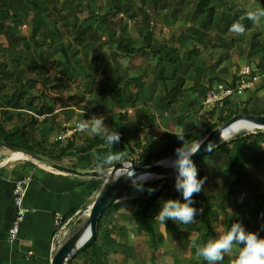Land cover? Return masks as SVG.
<instances>
[{"label": "crops", "instance_id": "obj_1", "mask_svg": "<svg viewBox=\"0 0 264 264\" xmlns=\"http://www.w3.org/2000/svg\"><path fill=\"white\" fill-rule=\"evenodd\" d=\"M155 1L156 0H153L151 1V3L152 2L154 3ZM180 1L181 0H173V2H168V1L163 2L165 8L164 11L168 10V8L171 6L170 8H172L173 14H176L177 16L174 17V19H176V23L174 24V26H170L169 29L165 30L167 35L165 36V39H162L164 40L162 43L163 48H160L159 46H155L156 44L154 41V39L158 41V34L161 33V30H159V33L157 32L158 33L157 34L156 33L157 29L152 30L151 28L152 25H149L150 24L149 20L144 21V19L146 18L143 17L142 15L143 10L141 9V7L139 8L137 6L138 3L139 4L142 3L139 2L138 0H135V3L133 1L135 8H132L130 11L129 10L124 11L125 13L124 15L121 13L117 14L113 12L106 13L103 10V13L91 14V13L80 12L81 14L80 16L77 13L76 15L69 17L66 14L63 15V13L58 10V7H56V4H54L55 1L53 2V0H11V5L12 8H14V11L13 14L11 15L12 17L9 16V18L6 19L5 17L8 15L6 11L10 7L6 6L5 9H2L0 7V17H1L0 30H2V32L4 31L5 34H11L14 37L16 36V38L20 39L19 49L15 50L16 51L15 59H13L12 62L10 61L8 62L6 60V64L10 65L9 68L7 69L3 67L0 68V82L3 84L2 89H4L5 87L4 83L2 82L4 79L11 84L13 89L11 93L9 92V89L7 93H5L7 89L5 92H3L2 90L0 91V99H1L0 127L4 131L10 129L11 125H9L8 123L5 124V126L1 125L2 118L4 119L5 117H11V114L13 112H15L16 115L14 113L13 115L14 117H16L17 113L23 111V112H28V115L31 116L30 121L31 118H33L34 120L35 119L38 121L44 120L46 124L48 123L49 125L46 126L44 131L46 130L47 132H49L51 130L50 127L51 125L49 123L51 117L54 118V120L55 119L57 121L60 120L59 125L57 124L60 127L63 121L72 122L76 120L83 121V118L91 119L87 116V112L89 111L95 113L96 117H101V116L104 118L109 117L108 118L109 130L111 128L110 127L111 120L113 121L118 120L120 123L136 126L137 128L136 133L133 134L132 136H128V137L126 136L127 137L126 143L120 141L118 144H115L113 146V149L111 150L113 152L124 151L125 153L124 160L129 158L133 159V152L135 153L136 151L139 152L141 149L144 148V146H148V145L150 147L149 150L151 156L159 155L160 157H163L162 159H164L169 156L175 155L174 150L177 147H173L171 149L169 148V144L171 142L178 141L177 137L172 134L173 132H177V131L182 132L185 134L186 137L193 130L202 131L206 126L204 128L200 126V128L202 129H197L199 127H196L189 131H183L181 127L183 128L184 124L181 123V120L184 118V116L181 119L180 118L177 119L173 117L169 118V115L172 113V111H173V115L179 114L178 117L182 114L184 115L186 114V111L181 113H176V104H174L173 102L176 100L175 97L177 93L172 97V102L169 104V106L167 105L166 99L164 98V93L162 96L157 95L156 105L166 110V111H161L159 115H157L158 113L152 110L150 112H146L144 108H140V107L137 108L138 105L136 106V108L134 107L131 112H129L127 108L124 109L121 108L123 106L122 100H124L122 96L126 93L127 95L130 96L128 98L129 100H131L133 96L130 93V91L128 92L123 91L121 94L120 90L118 89L119 86H115L118 76L123 73L122 66H120L117 61L118 60L117 57L119 56L118 53L121 52L122 55L128 54L127 53L128 47L139 48L140 45L143 46L142 45L143 37H141L140 35L142 32L144 34V32L149 31L151 33V38H152L150 42L152 50L153 51L158 50L160 52L157 57L158 58L160 57L161 61H163L162 66L166 65L165 70L166 68H169L172 74L174 71L177 72L176 70L179 66H181V61H182L180 59L179 54H176L177 49L175 50L173 49L174 43H176L177 40L179 42L180 39H182L183 35H186L183 34L182 32L183 29L186 30L187 34L190 33L189 30H192V33L188 34V37L191 40L192 38L194 39L196 38L197 41H199L198 44L202 42L203 45L200 47H196L195 43L193 42L192 45H190L191 49L189 51L186 49L188 53L187 58L189 59V57H192L191 52H193L192 53L194 55L193 57H195L194 53H197L199 50L206 48V50L209 49L207 50L208 52L210 50H211L210 52H217L215 57L219 59V65H215L214 67H212L214 65L213 64L214 59L204 60L206 65L209 66L207 68H209V71H211L205 82L191 81L186 87H184V83H183L184 91L182 93L185 94V97L187 96V99L197 98L196 101L198 102V104H200L203 98V96H201L200 93H198V89H199L198 87H204L206 90H208L211 86L215 88L230 86L229 84L231 83V80L233 82H236L241 78L247 80L249 77H247L244 74H240V72L245 66L249 67L252 70L251 73L263 72L258 70L257 63L259 61L255 62V64H253V62L249 63L245 61L246 63L242 62L241 65H239L236 64L238 62L237 60L238 57L235 54H233L234 49H236L235 42H241L242 37H244V39L251 38L252 36H249L250 33H248V31H251L253 29H256L258 31L261 30L263 25L261 20L258 23H254L253 21H251L252 29H246L243 35L238 36L230 32L229 28L233 24L236 23L241 24L240 20L244 14L243 13L241 14V12H239L241 10L238 9L237 11L239 13L235 17L231 16L232 15L231 10L235 8H233L234 6L230 8L229 6H231V4H227V8H226L227 14L222 19L223 22H225L224 24L227 25L228 29L224 31L221 35L217 34L214 39H208L207 37L211 35L208 32V26H209L208 24L210 23L209 15L212 12L208 14V16H206V14L202 12L207 4H203V7L200 8L199 11L195 9V6L197 5L198 7L202 5L201 3L195 4V2H189V4L185 5V6H189L192 4L193 6V9L190 12V14L186 16L185 21L191 20L192 22H194L193 25L194 27H191L190 29L189 28L186 29L183 23L184 18L183 19L178 18V16H180L181 13L183 12V9H185L184 6L180 8L179 6V4L181 3ZM175 3H177V5ZM33 4H35L36 8L33 6ZM108 4L105 5V8L108 7ZM25 6H27L28 8H26ZM134 10H135V14L133 13ZM47 12L49 13L51 12V14H47ZM50 15H52V19H51V23L49 24L48 18ZM95 15H99V16H95ZM75 18L78 19L76 20ZM122 19L127 20L126 22L127 29L124 28L125 21H123L122 23ZM119 20H121L122 25L117 27V22ZM195 22L197 23L195 24ZM42 23H43V28L41 27ZM62 27H64L66 31L68 30L70 36L67 35L66 31H65L66 35L63 34ZM135 27L137 28V30H135ZM131 29L132 31L136 32V36L128 38V41H125V39L123 38L124 36L123 32L124 30L129 31ZM262 29L264 30V25ZM204 32H206L207 37L202 35V33ZM254 32L255 34H257V31ZM79 34L80 37H82L81 41L78 39ZM260 34L261 33H259V35ZM64 36H66L67 38L65 39ZM54 37H56L57 39H54ZM133 38H135V40H138V42H136L138 44L136 46L133 45L132 43L131 45L129 44L130 46L127 45L129 41L132 40ZM34 39L37 41V44H34L33 41ZM16 41L17 39H15V42L13 41L14 44L16 43ZM83 42L88 43V46L84 53L81 46ZM102 42L104 43L102 44ZM254 43L256 44V47L254 49L257 52L258 51L257 48L258 47L260 48L262 46V41L255 40ZM112 44H115L114 47L115 51L114 50L111 51L108 54V56L105 57V53H101V52L96 53L99 52L98 48H100V50L104 52V50H108V47H111ZM251 44L253 45V43L250 42L247 43L248 54L252 52ZM47 45H50L51 47L54 46L56 47V49H59L61 51L60 53L61 62L57 58L56 61L58 62L56 63V66L57 68H63V69L65 68L62 77L68 84L74 78V76L73 77L71 76L74 72L69 73L68 75L67 74L68 70L66 69H69L71 66H75V63L76 62L78 63V61L76 60H81L78 63L79 65L82 64L83 66L85 64L84 66H86L88 64L90 67L94 68V72L99 73V78L91 87L93 91L92 95L97 97L96 102H94L92 106H90L93 107L92 109L93 111L84 109L87 108V106H89L87 105V103H86V107L84 106L80 108L77 107L78 102L77 103L75 102L76 103L75 105L59 107V108L58 107L51 108L49 104L46 105L45 102H43L42 96H45L44 98L46 99H47L46 96H49V98L52 99V95L45 94L46 92L45 90L43 91V89L47 85H44L43 82L41 81H39L40 82L39 84H41L42 96L41 94L36 92L35 88L39 86L37 80L38 78L40 80V79H46L47 76L49 78H52L53 76V73L50 74V72H48L47 70L49 66L48 62L51 59L50 57H48V53L46 55L44 54ZM96 45L98 48L96 47ZM118 45H120L121 48L117 49ZM26 46H28L27 50L24 49ZM66 46H71L72 48H75L76 53L70 52L73 49L71 50L69 49L70 51H67ZM93 48H97V50L94 51ZM171 49L174 51H171ZM23 50L25 53V55L23 56L25 57L21 56ZM240 50H242V48ZM262 51L263 50H260L259 52L263 54ZM89 52H92V54ZM146 53H148V55H150L152 59L154 58L151 56L149 52ZM79 56H81L82 59L81 58L78 59ZM112 56L113 59H111ZM188 59L185 60L184 62H187ZM195 59L196 58H194V60ZM226 59L228 60V63H225ZM153 60H155V58ZM153 60L150 64H154ZM260 61H264V60H260ZM192 64L194 66V62ZM42 69L44 70V72L42 71ZM56 75L58 74L57 73L54 74V76ZM164 75L167 77L166 74ZM75 76H77V74H75ZM178 77H182V76H178ZM182 79L185 82L184 77H182ZM48 81L49 80L46 79V82L51 84L50 81L49 82ZM19 83L20 84L23 83V88H26V92L22 93L21 96L18 98V91L20 90V88H22L21 85H20L21 87L19 86ZM194 85H197L198 87H194ZM101 88L106 89L108 92L110 91V93L106 94V92L102 91ZM187 88L191 89L194 92L192 97L186 91ZM125 89L127 88L125 87ZM252 89L257 91L258 93L264 90L263 76L260 75L254 81H252V85L250 87L244 88L240 91H234L233 94H231L228 99L230 100L234 99L235 97H238L239 96L238 94L241 93L242 91H248ZM28 95L34 96V99L32 100L31 103L32 107L28 108L26 106L27 108H23L21 107L22 105L18 103V101L26 100ZM77 98L83 99L81 95L77 96ZM14 102H17V104L13 108L11 107V105ZM110 103H114V104H110ZM248 104L247 107L250 108ZM34 105L41 106L42 107L41 110L43 113L38 115L33 108ZM113 105L115 106L118 105L119 109H117V111L121 113L124 111L125 112V114H123L124 116L121 117L120 114L114 112V110H112ZM135 105L136 104H134L133 106ZM244 105L245 104H243V106ZM235 106L231 105V108L236 109ZM46 107L51 108L49 112H45V110H43ZM200 107H201V111H199L198 113H196V110L194 109V105H193V110H191L192 116L196 118V126L201 124L197 122V120H199V116H198L199 113L201 114L202 111L209 109V108H204L201 105ZM68 109H71L72 111ZM138 109H140L142 115L151 116L152 122L149 127L137 121L138 116L136 115V113ZM257 109H261V108H257ZM10 111H12V113H10ZM236 111H238V113H242L239 112V109L238 110L236 109ZM6 113L8 114L6 115ZM34 115H38L39 118L37 119ZM19 116H20L19 118L23 117L24 119L26 115L25 113L23 114L21 113L19 114ZM159 118L160 119L163 118L162 122L165 121L167 122V125H169L167 129L166 127H164V125L162 126V122L161 124L157 122V119ZM166 118L168 121L166 120ZM45 119L47 121H45ZM153 119L154 121H156L157 127H160V131L159 129L156 128L154 130ZM169 120H172L174 123ZM208 122H212V121H210L209 119ZM193 123L195 124V122ZM16 127L22 128L21 125L12 126V128H16ZM161 127H163L162 130ZM123 129L128 131L129 128H123ZM139 129L142 130L139 131ZM258 129H262V128H258ZM55 131H57L58 133V129H56ZM142 131L143 133L144 132L146 133L145 135L146 138L140 137ZM80 132L75 133L70 137H66L65 139L61 140L59 144L63 145L67 141H70L69 144L72 148L78 147L87 139H90L93 136L88 131H82L85 134L83 135L82 138H78ZM45 133L46 132L42 131L31 137L27 136L28 134H25L21 138L23 139L22 141L24 144H29V143L32 144L38 141L39 139L48 142V140L45 139L47 138L46 137L47 135H45ZM156 135L158 136V139H156ZM162 137H164V139ZM30 138L31 140L29 141ZM149 138H151L150 141ZM154 139H156L155 142ZM135 142L138 143L137 146L134 144ZM197 142L193 143L192 146L195 145ZM262 146L264 147V143ZM131 149H133V152L130 151ZM108 151L109 149L105 146V144H103V145L95 146L85 152H78L75 153L74 155L63 156L60 158L55 156H40L35 153L39 157L38 159H36L26 155L23 156L14 153L13 151H10L9 149L0 145V264H49V259L52 255L49 251V243L54 231L52 225L53 214L59 213L62 219H65V221L69 220L70 223V221L73 220L75 216L79 213V211H81L85 207L89 208V205L91 204L100 186L105 180V175L99 173L100 169H97V164L99 162V159L105 156L108 153ZM87 152H89V154L84 155V153ZM163 153L165 155H163ZM80 159H82L81 162ZM209 159L207 161H204L205 163L204 162L201 163V166L202 165L208 166L207 170H209V168H211L212 166L211 165L212 162ZM54 163L65 165L79 172L96 171L97 173L95 175H77L63 171H61L60 173H54L51 172L50 169L47 167V166L52 167ZM262 163H264V155H263V160L258 164V166ZM201 171L202 169L200 167V172ZM26 174H29L31 177V181L29 182L26 188V193L23 198V205L26 207L27 212L24 216L23 221L19 225L15 239L13 241H8L6 239V232L10 225L14 213V206L12 203V196H11L12 185L14 180ZM126 190L127 189L124 190V197L123 195L119 197L124 200L122 201L124 202V204L117 205L116 207L118 208V210L120 209L130 210V207L134 206V208L135 207L137 208L139 206V203L137 204L136 201H134L133 203L127 201V200L131 201L134 198H136L137 191H135L132 187L128 191ZM258 195L260 197L262 196V194H258ZM117 200L114 201V203H116ZM246 202H244L243 204L246 205ZM246 206L248 207V205ZM115 211L116 209H114V205H112V213L108 214L107 216L106 227L107 229L110 228L120 229L122 233L116 234L114 236V239L110 243V247L108 251L105 254L103 253L102 254L103 256L101 255L103 262L101 261L100 262L102 264H115L116 262H117L116 264H141L142 261L141 258L144 257V251H142L143 247L147 248L149 246L148 245H146L147 247L145 246L144 243H146V241L144 243H139V245H137L138 243H136V239H134L132 234L129 233L130 230H127L125 222L121 220L108 221V217L112 216L113 213H115ZM154 223H155L154 228L158 230L157 222ZM137 231L141 232L140 230ZM119 244L122 245V250ZM160 247L161 246H158V251ZM28 251H31L32 253L29 254ZM88 257H89V251L79 252L71 258L70 264H89ZM151 260L153 262L155 259L153 260L152 258Z\"/></svg>", "mask_w": 264, "mask_h": 264}, {"label": "rangeland", "instance_id": "obj_2", "mask_svg": "<svg viewBox=\"0 0 264 264\" xmlns=\"http://www.w3.org/2000/svg\"><path fill=\"white\" fill-rule=\"evenodd\" d=\"M8 1V2H7ZM55 1V2H54ZM135 3V0H133ZM133 1L130 0H117L114 4L116 6H118V9L116 11V13H121V14H125L124 11L126 10H131L132 8H135V5L133 4ZM139 2H141L142 4H137V6L143 10V17H145L146 19H144V21L149 20V25H152V30L157 29L156 33H159V30H161V33L158 34V41L156 39H154L155 41V46H159L160 48H163L162 43L165 39V36L167 35L165 30L169 29L170 26H174V24L176 23V19H174V17L176 16V14H173L172 8H168V10L164 11V3L163 2H173V0H156L154 3L151 1L153 0H138ZM194 0H181L179 6L180 8H182L183 6L185 7V9H183V12L181 13L180 16H178V18L183 19L184 18V26L187 28H191L194 27V22L190 21H185L186 16H188V14H190V12L193 9L192 4L189 6H185L187 4H189V2H191ZM54 4H56V7H58V10L61 11L63 13V15H67L69 17L76 15L77 13L79 14V16L81 15L80 12L83 13H103V10L105 9V5H107L109 3V0H53ZM264 0H210L209 3L213 6V11L212 13L209 15V19H210V23L208 24V32L209 35L207 37L206 32L202 33L203 36L207 37L208 39H214L215 36L217 34L221 35L224 31H226L228 29L227 25L224 24L225 22H223V17L226 16L227 14V4H231V6H229L230 8L233 7L235 9H239L241 11V14H246L248 11H253V10H257V9H261L264 8ZM6 4H1L0 7L2 9H5L6 6L10 7L9 9H7V13L8 15L5 17L6 19L10 17H12L11 15L13 14L14 8H12L11 5V0H5ZM28 4V2H27ZM158 6V8H157ZM26 8H28L27 6H25ZM191 7V8H190ZM203 7V4L198 6H195V9H197V11H199L200 8ZM157 8V9H156ZM232 11V10H231ZM12 12V13H11ZM238 12V13H239ZM237 13V14H238ZM47 14H51V12H47ZM223 14V16H222ZM178 15V13H177ZM95 16H99V15H95ZM125 17V16H124ZM177 17V16H176ZM1 18V17H0ZM49 24L51 23V19H52V15L49 16ZM76 20L78 18H75ZM101 19V18H100ZM103 19V18H102ZM203 20V19H202ZM8 21V20H5ZM124 22V28L127 29L126 26V19H122V23ZM263 25H264V19H261ZM1 22V21H0ZM121 20H119L117 22V27L122 25ZM197 22H195L196 24ZM262 25V28H263ZM41 27L43 28V23L41 25ZM227 27V28H226ZM259 27V26H258ZM261 28L260 31L257 30V34H255V32L253 30L248 31V33H250L249 36H252L249 39H244V37H242V41L241 42H235V47L236 49H234V53L237 57H238V62L236 64L241 65V63H246V62H253V64H255V62L260 61V60H264V30ZM129 29V28H128ZM247 28H245L246 30ZM135 30H137V28L135 27ZM172 30V29H170ZM62 31L63 34H65L66 29H64V27H62ZM191 34L192 30H189ZM183 35L182 39H180V41L176 43H174V47L173 49H177V53L180 56L181 61V66H179L177 68V72H175L173 74V76H182L184 77V87L188 86V84L192 81H199V82H205V80L207 79V77L209 76L210 72L209 71V66L206 65L205 63V59L207 60H211L214 59L213 61V66L215 65H219V59H217L215 56L217 54V52H208L206 48H203L201 50H199L197 53L195 54V57H193L194 55L192 54L193 52H191V56L189 57V59L187 58V50L189 51L191 49L192 43L194 42L196 47H200L203 45V43H199V41H197V39L192 38V40L188 37V34L186 33V30L183 29L182 30ZM67 35L70 36V33L68 32V30L66 31ZM153 33V32H152ZM259 33H261L259 35ZM124 36L123 38L125 39V41H128V38L134 37L136 36V32L129 30V31H125L123 32ZM5 32L2 30H0V68H9L10 65L6 64V60L9 62H12L13 59H15V53L17 49H19V43H20V39L17 38L16 43L14 44L13 40L9 41L10 45H6L7 43V37L5 36ZM11 37H13V35L9 34ZM155 35V34H154ZM259 35V36H257ZM141 37L143 36V32L140 35ZM239 36V35H238ZM51 37V36H50ZM65 39L67 38L66 36H64ZM210 37V38H209ZM54 39H57L56 37H54ZM64 39V38H63ZM232 39V38H230ZM194 40V41H193ZM255 40H260L262 41V46L259 48H257V52L255 51V47L256 44L254 43ZM13 42V43H12ZM138 40H135V38H133L132 40L129 41V43L127 45H131V43L133 45H137ZM159 42V43H157ZM253 43L252 45V52L250 54L247 53V43ZM104 42H102L103 44ZM210 43V42H209ZM255 44V45H254ZM129 45V46H130ZM143 45V44H142ZM40 46V45H39ZM173 46V45H172ZM36 47V46H34ZM38 47V45H37ZM97 47V45H96ZM115 44H112L111 47H108V50H104L101 51L100 48H98L99 52L96 53H105V57L108 56V54L111 51H115L114 49ZM142 47L141 45L139 46V48ZM67 51H70L72 49V47L66 46ZM97 48H93L94 51L97 50ZM242 48V50H240ZM25 49V48H24ZM70 49V50H69ZM135 49V48H134ZM187 49V50H186ZM117 50V49H116ZM171 49V51H174ZM260 50H263L261 54V52H259ZM81 51V50H80ZM214 51V50H213ZM70 52H74V51H70ZM48 53V57H50V61L48 62L49 66L47 68L48 72H50V74L53 73L54 74H61L59 72L60 69H62V71H65V68H57L56 63L58 60L61 62L60 56H61V51L59 49H56V47H51L50 45H47L45 48V52L44 54L46 55ZM92 54V52H89ZM171 53V52H170ZM173 53V52H172ZM59 54V55H58ZM90 54V55H91ZM107 54V55H106ZM119 56L118 58V64L120 66H122V74L118 76L117 82L115 83V86H119V90L122 94L123 91H130V93L132 94V99H126L125 94L122 96V98L124 100H122V104L123 106L121 108H127L129 110V112L132 111V109L138 105L137 108H144L146 112H150L151 110L158 113L157 115H159V113L161 111H166L164 108L157 106L156 105V101H157V95L162 96L163 93L166 91L165 88L167 86V89L171 88L175 82L176 79L175 78H170L171 76V70L169 68H166L165 70V66L163 65L161 66L160 69H162L161 71L164 72V74L167 75V81L163 84L162 81L157 80L156 79V75H157V68H156V64H150L152 62V59L150 57V55H148V53L146 52H139L138 54H134L128 58V54H124L122 55L121 52L118 53ZM253 54V55H252ZM25 55L24 50L22 52V57ZM250 55V56H249ZM157 56V55H155ZM19 58V57H18ZM82 59L81 56H79L78 59ZM191 58V59H190ZM193 58V59H192ZM194 58H196L194 60ZM111 59H113V56L111 57ZM187 62H184L185 60H187ZM194 60V61H193ZM18 61V60H17ZM78 61V63L81 60H76ZM227 61V62H226ZM225 63H228V60L226 59ZM246 61V62H245ZM154 62V60H153ZM194 62V66L193 63ZM54 63V64H51ZM75 63V62H74ZM77 62L75 63V66H71L67 71V74L69 75V73H73L71 76L74 78L70 81L69 85L64 88V87H60L59 83L56 81L55 77L57 76H52V78H49L47 76L46 79H48L50 81L51 84L47 83L46 87H44L43 91L45 90V94H51L52 95V99L49 98V96H46V98H44L45 96H42V91H41V84H39L40 82L38 81V85L36 89V92H38L39 94H41V96L43 97V102H45L46 105H50L51 108H59V107H65V106H70V105H75L77 102L78 106L77 107H86V103L87 110H92L93 107L92 104L94 102H96L97 97L92 95V85L96 82V80L99 78V73L94 72V68L90 67L88 64L86 66H82V64H78ZM187 63V64H186ZM61 65V63H60ZM188 67H187V66ZM238 65V66H239ZM232 67V66H231ZM56 68V69H55ZM44 69V68H43ZM42 69V71L44 72V70ZM121 69V68H120ZM170 70V71H167ZM167 73H166V72ZM217 73V72H215ZM75 74H77V76H75ZM62 75V74H61ZM67 75V76H68ZM170 76V77H168ZM175 76V77H176ZM70 78V77H69ZM117 78V77H116ZM37 81V80H36ZM48 81V82H49ZM5 85L4 89H1L3 92L7 93L8 89L9 92H12V86L11 84L6 81L5 79L2 81ZM8 85V86H7ZM23 87V83L20 84L19 86ZM165 85V87H164ZM20 86V87H21ZM49 86V87H48ZM59 86V87H58ZM124 87V89H123ZM125 87L127 89H125ZM199 89H201L202 87H198ZM198 89V93L200 92ZM0 90V91H1ZM190 96H193V91L189 88H187L186 90ZM15 92V91H13ZM25 92H26V88H25ZM4 93V94H5ZM176 100L173 102L174 104H176V113H181V112H185L186 114L184 115V118L181 120V123L184 124L183 128L181 127V129L183 131H189L192 130L193 128L199 127L197 129H202L200 128V126H202L203 128L205 126H207L208 121L210 119V121L212 122H216V115L219 112V109L224 108V106L227 104L231 107V105H236V109L240 110V108L243 106V101H245L247 98H250V102L248 104V106L255 110L257 108H261L262 110H264V90L261 92H257L254 89L252 90H248V91H242L241 93H239L238 97H235L234 99H228L226 100L225 103L221 104L220 106H213V107H209V109H206L205 111H202V113H199V120H197V122L200 125L196 126V118L194 116H192L191 114V110H193V105H194V109L196 110V113H198L199 111H201V102L200 104H198V102L196 101L197 98L194 99H187V96L185 97V94H183L180 91L176 92ZM81 95L83 97V99L81 98H77V96ZM121 96V95H120ZM1 101V99H0ZM24 101V100H23ZM23 101H18L19 104H21L23 108H31L32 106L29 105H25L23 103ZM37 101V100H36ZM76 102V103H75ZM83 104V105H80ZM110 104H114V103H110ZM134 104H136L135 106H133ZM191 104V105H189ZM225 104V105H224ZM189 105V106H188ZM27 106V107H26ZM203 107V105H201ZM34 108V107H33ZM110 108V107H109ZM117 109H119V106H115L113 105L112 110H114V112H117L118 114H120V116H124L123 114H125V112L123 111L122 113L117 111ZM71 110V109H68ZM2 111V110H1ZM9 111V110H6ZM72 111V110H71ZM93 111V110H92ZM136 111V110H135ZM224 111V110H223ZM89 112V111H88ZM10 113H12V111H10ZM15 114V112H13ZM13 113L11 114V117H5L4 119L2 118L1 120V125L5 126V124H9L11 125L10 127L12 128L13 125L19 126L21 125V127H19L18 129H20V131L17 133H15L14 135L10 136V142H15L18 145H23V139L21 138L23 135L28 134L27 136L31 137L33 135H36L37 133L40 132H46L45 135H47L45 139L48 140L47 143L49 144H58L59 142H61V140H56L55 136L57 131H55L56 129H58L59 131V122L60 120H54V118L51 117L49 123H50V127H51V132H47L46 130L44 131V129L46 128L47 125H49L48 123L46 124L44 122V120L42 121H38V120H32L30 121V117L28 115V112H19L17 113V116L14 117ZM23 114L25 113V118H19V114ZM168 113V111H167ZM8 113H6L7 115ZM219 114V113H218ZM16 115V114H15ZM204 115V116H203ZM225 115V112L224 114ZM233 115V114H232ZM231 117V116H230ZM1 118V117H0ZM109 117L104 118V125L107 126L108 130V124H109ZM53 119V121H52ZM204 119V120H202ZM229 119V118H228ZM227 119V120H228ZM73 120V119H70ZM83 120H88V118H83ZM163 118H159L157 119V122H159L161 124ZM165 120V119H164ZM167 120V118H166ZM45 121H47L45 119ZM168 121V120H167ZM172 121V120H169ZM173 122V121H172ZM195 122V124L193 123ZM225 122V121H224ZM224 122H220L219 125L223 124ZM174 123V122H173ZM58 124V125H57ZM153 124H154V130L159 129L160 131V127H157V123L156 121H154L153 119ZM164 125V127H166V129L169 127V125H167V122H162V126ZM219 125H216L219 126ZM163 127H161L162 130ZM24 130V131H23ZM142 129H139V131ZM170 131V129H169ZM82 132V131H81ZM78 135V138H82L83 135L85 134L84 132H82ZM244 133V132H253V130H250V128H243L242 131H240L239 133ZM23 133V134H22ZM237 133V134H239ZM146 133L143 131L140 134V137L142 138H146L145 137ZM234 136V135H233ZM28 137V138H29ZM152 137V136H151ZM164 139V137H162ZM232 138V136L230 137ZM228 138V139H230ZM151 138H149L150 141ZM156 139H158V136L156 135ZM156 139H154V142L156 141ZM228 139L224 140L227 141ZM31 140V138L29 139V141ZM222 141V142H224ZM28 142V141H27ZM31 144V143H29ZM170 152V151H169ZM89 152L84 153V155H88ZM133 159H137V156L135 154V152H133ZM82 159H80L81 162ZM138 160V159H137ZM212 163H211V168H209V170H207L206 165H202L200 164V166L197 168L196 164L195 167L197 169H202V171L204 172H200V176L198 179L200 178H206L203 188L201 190L200 193L198 194H194L193 200H194V204L193 207H195L196 209L200 210L203 209L205 210L210 218V231L208 232V236L210 239H216L219 237L220 234H222L227 227V224L229 223L228 226H231V224L233 223H237V219H236V214L233 208V200H236L238 204L242 205L241 209L242 211H245V216H246V220L245 223H243L242 225L244 226V228L247 231L250 232H254L257 233L258 236L260 238H264V222H261L259 219H255L252 215V211H246L247 208V204H243L244 202L247 201V199L250 196L249 193V185H253L255 187V191L257 194H262V199L264 201V163L260 164L259 166H257L256 168L251 167L250 165H245L244 166V175L247 179V182L244 184H241L239 187V190L235 196V198L231 199V198H226L223 200V206L226 210V223L224 224L223 222V212L220 209V204H219V197L221 196L222 192L226 189L227 183L223 182L222 177L220 175H216L214 174V172L216 170H218L217 168L220 167V165H223L226 161V155L225 153L221 152L218 154L217 158H211L209 159ZM125 161V160H124ZM134 163L136 165H142L140 164V162L134 160ZM205 163V162H204ZM214 166V167H213ZM110 167L105 168L102 172L99 171L100 174L105 175V179L108 178L107 176H109L108 174V170ZM99 169V168H97ZM212 169V170H211ZM220 169V168H219ZM207 171V172H205ZM206 173V174H205ZM159 179V178H157ZM175 179L176 176L169 182L167 183L168 185L171 184V187L169 188L168 192L165 194L163 192V194L161 195V197H159L156 200V204H157V215L161 209L162 206V202L172 199V200H180L181 202L183 201V197L180 193H178L175 190L174 184H175ZM149 181H154V179L149 180ZM147 181V182H149ZM131 187L129 186L128 189L126 191H128ZM125 190V189H124ZM124 190L122 191V194L119 196L121 197L123 195L124 197ZM125 191V192H126ZM140 192H137L136 194L138 195ZM118 197V198H119ZM117 198V199H118ZM116 199V200H117ZM121 199V200H119ZM117 200L116 203H111L112 205H114V209H116L115 213H113L112 216L108 217V221L109 220H121L123 222L126 223V228L127 230H130L129 233L132 234L133 238L136 239V243H138L137 245H139V243H144L147 239L146 236L144 234L143 231L139 232L136 230V227L134 225L133 222V214H134V206L130 207V210L128 209H120L118 210V208L116 207L117 205H121L124 204V201L122 198H119ZM115 200V201H116ZM129 201V200H127ZM139 202H137L138 204ZM254 203V202H253ZM135 204V203H134ZM136 205V204H135ZM255 206V205H254ZM112 208V207H111ZM86 207L84 209H82L81 211H79V213L75 216V218L73 220L70 221V223L66 226L67 227V234L66 236L63 238V240L70 234L72 233L75 229H77L80 225H82V223L85 221L86 219ZM112 213V212H110ZM202 214L200 213V211L197 212V215L195 217V221L191 224H187V225H182V224H178L176 222L171 221L172 223L175 224V226L177 227V233L175 234L174 231H170L169 233H165L164 232V228H163V223H160L158 220H156L154 218V222H157L158 224V230L164 234L163 238L161 240V243L159 246H161L159 248L158 252H154L151 247H147V243H144L145 247H143L144 251V257L141 258V264H196V262L199 260V258H197L195 256V251H191V246H194V239L196 237L199 236V234L202 232L203 230V224H202V219H201ZM156 217V216H155ZM107 219V217H106ZM226 226V227H225ZM54 228V227H53ZM157 230V229H156ZM56 232V228H54L53 233ZM143 232V233H142ZM145 236V237H144ZM145 238V239H144ZM62 240V241H63ZM61 241V242H62ZM207 242V241H206ZM205 242V243H206ZM238 251V249H234V252ZM158 255H156V254ZM186 255V256H185ZM186 257V258H185ZM153 258V262L152 259ZM140 262V261H139ZM117 263V262H116ZM115 263V264H116ZM217 264H221V262H217ZM223 264H232V257L229 256L227 257V255L225 256V260L223 262Z\"/></svg>", "mask_w": 264, "mask_h": 264}, {"label": "trees", "instance_id": "obj_3", "mask_svg": "<svg viewBox=\"0 0 264 264\" xmlns=\"http://www.w3.org/2000/svg\"><path fill=\"white\" fill-rule=\"evenodd\" d=\"M117 0H109V4L108 7H106L104 9V11L106 13L108 12H113L116 13L115 9H118V6H116L114 3ZM209 1L210 0H194L195 4H207L206 7L203 9V13L206 14V16H208V14H210L213 11V6L210 4L209 5ZM193 2V1H191ZM264 3V2H263ZM1 4H5V0H0V5ZM177 5V3H175ZM33 6L35 7V4H33ZM36 8V7H35ZM133 13L135 14V10L133 11ZM232 15L231 16H236L238 11L237 9H233L232 10ZM241 24L244 25L245 28L247 29H252L251 28V20H249L247 18V13L244 14L241 17ZM253 31H257L256 29H253ZM7 38V43L6 45H10L9 41H14L16 38V36L11 37L9 34L5 35ZM143 46L140 48H132V47H128V58H130L133 53L134 54H138L139 52H149L151 54L152 57L155 58L154 60V64H156V68H157V75H156V79L162 81V83L164 84L168 79L167 77L164 75V72H162L160 69L162 66L163 61H161V58L157 57L158 54L160 53L158 50L157 51H153L150 45V42L152 40L151 38V33L149 31L144 32L143 34ZM78 39L81 41L82 37H80V34L78 35ZM34 44H37V41L34 39ZM82 50L83 53L85 52L88 43L87 42H83L82 43ZM71 47V46H68ZM121 48L120 45L117 46V49ZM25 49H28V46L25 47ZM75 53H76V49L72 48ZM157 55V56H155ZM171 60V59H170ZM257 67L259 71H264V61H259L257 63ZM59 72L61 74H63L64 71H62V69L59 70ZM175 73V71L171 74L170 78H175L176 82L175 84L167 89V86L165 88V92H164V98L166 99V103L169 106V104L172 102V97L176 94L177 91L183 92L184 88H183V79L182 77H178V76H173V74ZM59 74L55 77L56 81L59 83L60 87H64L66 88L69 84L63 79L62 75ZM38 81L43 82L44 85L47 84L46 79H37ZM230 86L234 85V82L231 80V83L229 84ZM3 84L0 82V90L2 89ZM165 87V85H164ZM194 87H198L197 85H194ZM102 91L106 92V94H109L110 91L108 92L106 89L101 88ZM97 90V89H96ZM200 95L204 96L205 92L207 91L204 87H202L200 90ZM25 92V88H20V90L18 91V98L21 96L22 93ZM126 99H128L130 96L127 95L125 93ZM28 99V100H27ZM34 99L33 95H28V97L26 98V100H24V104L29 106L32 103V100ZM249 99H246L243 104H245L240 110L239 112L242 113H251V114H264V110L262 109H250L247 107V104L249 103ZM226 102V101H225ZM224 102V103H225ZM227 103V102H226ZM17 104V102L12 103L11 107H15ZM225 105V104H224ZM35 112L39 115L42 112V107L41 106H33ZM50 107H46L45 112H49L50 111ZM224 110V111H223ZM172 111V110H171ZM170 111V112H171ZM225 112V115H223ZM219 113V114H218ZM216 115V122H208L207 126L202 130V131H198V130H193L191 133H189L188 136H186L185 138L187 139V142L192 145L193 143L199 141L207 132H209L212 128L216 127V125H219L220 122H224L226 121L228 118H230V116H232V114H236L238 113V111H236V109H232L229 105H225L224 108L219 109V112ZM136 115L137 117V121L141 122L142 124L146 125V126H150L151 122H152V118L151 116H144L141 114L140 109H138ZM179 114H174L173 115V111L172 113L169 115V118H182L184 116V114L180 115L178 117ZM34 120L33 118H31V121ZM111 128L109 131H118L120 133L121 136V142L126 143V138L128 136H132L133 134L136 133V126L135 125H128V124H123L120 123L118 120L117 121H113L111 120ZM122 127V128H120ZM123 128H129L128 131L124 130ZM20 131V129H18V127L16 128H10L7 131H4L1 127H0V141H4L5 143L9 144V145H13L16 146L18 148H22V149H26V150H30L33 151L34 153L40 155V156H55V157H63V156H68V155H74L75 153L78 152H85L90 150L91 148L98 146V145H103L104 142L101 140L100 136L97 135H93L90 139H87L85 142H83L81 145H79L78 147H71L70 146V141H67L65 144L60 145L58 144H49L47 143L45 140H41L39 139L38 141H36L35 143L32 144H23V145H18L17 143H13L10 142V136L14 135L16 132L18 133ZM23 134V133H22ZM127 136V137H126ZM181 142L178 141H173L169 144V148H173V147H178L180 146ZM264 143V129H254L253 132H244V133H239L236 134L235 136H233L232 138L228 139L227 141H224L222 143H219L218 145H216L212 151H205L203 152L193 163L194 165L196 164L197 168L200 166V164L204 161H207L209 158H217L218 154L223 152L226 155V161L223 165H220V167H218L214 174L216 175H220L222 177L223 182L227 183L226 189L222 192L221 196L219 197V204H220V209L223 212V222L224 224L226 223L227 217H226V210L223 206V200L226 198H235L239 187L241 184H244L247 182V179L245 177V173H244V166L245 165H250L251 167H256L258 166V164L263 160V155H264V147L262 146ZM136 146L138 145L137 142L134 143ZM135 146V147H136ZM150 147L148 146H144L143 149H141L139 152L136 151V156L137 159H133L136 160L138 162H140V164L142 165H146V164H151L157 160L162 159L163 157H160L159 155L157 156H151L150 154ZM131 152H133V149L130 150ZM163 155H165L163 153ZM165 157V156H164ZM220 168V169H219ZM198 170V178L200 176V169ZM177 175L176 172H174L171 175L168 176H164V177H159V179H154V181H149L145 183V189H147L148 187H153L156 189V191L149 195L147 191L144 192H140L136 198H134L131 201L128 202H139V206L136 208H134V214H133V222L134 225L136 227L137 230H141L144 232L145 236H146V243L148 246H150L152 248V250L154 252H156L158 250V246L161 243V240L163 238V235L160 231L156 230L154 228V218L155 216H157V204H156V200L161 197V195L163 194V192L166 194L169 190V188L171 187V184H167L169 183L175 176ZM248 184V182H247ZM130 185H128L125 189H128ZM249 193L250 196L247 199L246 204L248 205V207L246 208V211L250 210L252 211V215L255 219H259L261 222H264V201L262 199V197H260L257 193H256V189L253 185H249ZM122 194V192L120 193V195ZM119 195V196H120ZM118 196V197H119ZM254 202V203H253ZM255 205V206H254ZM240 204L237 203L236 200H233V208L236 214V219L238 223H245L246 220V216H245V211H242ZM112 204H110L108 207H106L99 215L98 220H97V226H96V235L93 239V241L86 246L85 248L82 249L81 252H87L89 251V264H102L101 262H103L102 259V254L106 253L110 247V243L112 242V240L114 239V236L116 234H121L122 231L120 229H114V228H110L107 229L106 227V217L108 216V214H110V212H112ZM203 210V209H202ZM202 214L201 219H202V224H203V230L202 232L199 234L198 237H196L194 239V246H191V251H195V246L197 244H203L206 241L210 240L209 236H208V232L210 231V218L208 213L203 210L202 212H200ZM72 214V213H71ZM63 221H65V219H63ZM229 223L227 224V227ZM163 228H164V232L165 233H169L170 231H174L175 234L177 233V227L175 226L174 223H172L169 220L165 221V224H163ZM121 250H122V245L119 244ZM102 255V256H101ZM71 259H69L67 261L66 264H70ZM101 261V262H100ZM196 264H206L205 261H203L202 259H199Z\"/></svg>", "mask_w": 264, "mask_h": 264}, {"label": "clouds", "instance_id": "obj_4", "mask_svg": "<svg viewBox=\"0 0 264 264\" xmlns=\"http://www.w3.org/2000/svg\"><path fill=\"white\" fill-rule=\"evenodd\" d=\"M247 18L254 23H258L264 19V8L248 11ZM229 31L236 35H243L245 27L242 24L236 23L230 26ZM80 130L88 131L92 135L100 136L105 146L109 149L108 153L99 159L97 168L103 171L107 167H115L121 165L124 168V151L113 152V146L121 140L118 131H109L104 125V117H95L83 120L79 125ZM180 141V146L175 148V158L171 160L158 161V166L171 167L176 170L175 190L183 197L180 200H166L162 202L161 209L155 217L160 223L165 224L166 220H172L178 224L187 225L195 221L197 212L203 210L193 207L194 194L201 192L205 179H198V170L195 167L192 156L195 155L202 142L198 146L193 147L187 142L185 134L182 132H173ZM214 145L209 142L206 146V151H212ZM125 171L116 174L114 172L111 183L118 182L121 178L130 181V187L137 192L147 191L149 195L153 194L156 189L148 187L145 189V183L152 179H157L154 173L145 171L137 173L132 162ZM234 249L238 251L234 252ZM232 257V264H264V238H260L257 233L247 231L241 223H233L216 239H210L206 243L197 244L195 246V256L202 259L206 264H223L225 256Z\"/></svg>", "mask_w": 264, "mask_h": 264}, {"label": "water", "instance_id": "obj_5", "mask_svg": "<svg viewBox=\"0 0 264 264\" xmlns=\"http://www.w3.org/2000/svg\"><path fill=\"white\" fill-rule=\"evenodd\" d=\"M238 118L249 121L253 127L264 129V114L236 113L232 115L228 120H226L223 124L212 128L199 142L193 145V147H196L199 145L200 142H202L199 151L195 155L192 156L193 162L203 152L206 151L205 149L209 142H211L215 147L219 143H222V141L226 140L220 137L222 129L226 127L228 124H230L232 121ZM0 145L9 149L10 151H20L24 155L29 156L31 158H36V159L39 158L33 151L18 148L13 145H9L5 143L4 141H0ZM174 158H175V155H172L162 160H166V159L171 160ZM162 160H159V161H162ZM124 162H125L124 168H120L121 165H117V168L115 167L109 168L108 170L109 176H107L108 178H106L103 181L94 199L89 205V210L87 212L85 221L82 223V225H80L77 229H75L72 233H70L59 244V246L56 248V250L51 255L49 259V264H66L69 259H71L75 254L81 252L83 248L88 246L93 241L96 235L97 220H98L100 213L106 207H108L111 203H113L118 198L120 193L128 185H130V181H127L124 178H121L116 183H111L114 172L116 174H119V172L125 171L127 167L130 166L129 162H132L133 167L135 168V171L137 173L148 171V172L154 173L157 177H164V176H168L176 172V170L171 167L158 166L157 165L158 161L153 162L151 164H146V165H136L134 163V160L129 158V159H126ZM52 167L59 171L73 173L77 175H95L97 173L96 171L79 172L73 168H70V167H67L65 165L58 164V163H54ZM84 228L87 229L88 234L83 240L80 241L79 235H80L81 230Z\"/></svg>", "mask_w": 264, "mask_h": 264}, {"label": "built area", "instance_id": "obj_6", "mask_svg": "<svg viewBox=\"0 0 264 264\" xmlns=\"http://www.w3.org/2000/svg\"><path fill=\"white\" fill-rule=\"evenodd\" d=\"M251 69L247 66H245L240 74H244L247 77H249L247 80H244L243 78L239 79L238 81L234 82L233 86H226V87H218L215 88L211 86L204 94L201 105H203L204 108L213 107L215 105L220 106L223 104L227 98L233 94L234 91H240L244 88H248L252 85V81H254L258 76L264 77V71L262 73H251ZM37 119L39 118L38 115H34ZM87 116L89 118H92L93 116L96 117V114L93 112H87ZM79 120L76 121H63L60 125V129L55 136L56 140H63L66 137H70L71 135L75 133H79L80 125ZM51 172L54 173H60L61 171L54 169L53 167L47 166ZM31 181V177L29 174L23 175L21 177H18L16 180H14L11 190V196H12V203L14 206V213L10 222V225L6 232V239L8 241H13L17 235L18 228L20 223L23 221L24 216L27 212L26 207L23 205V198L26 193V188ZM89 208L86 209L85 215H87ZM69 223V220L63 221L61 215L59 213H54L52 216V225L54 228H56V232L53 233L50 243H49V251L51 254L56 250V248L59 246L63 238L67 234V225ZM29 254H31V251H28Z\"/></svg>", "mask_w": 264, "mask_h": 264}, {"label": "bare ground", "instance_id": "obj_7", "mask_svg": "<svg viewBox=\"0 0 264 264\" xmlns=\"http://www.w3.org/2000/svg\"><path fill=\"white\" fill-rule=\"evenodd\" d=\"M243 128H250V130L256 129V127H253L249 121L238 118L222 129L220 137L222 139H228L231 136L233 137V135L235 136L237 133L242 131ZM13 152L24 156V154L20 151H13ZM87 234H88L87 229L86 228L82 229L79 235V240L80 241L83 240L87 236Z\"/></svg>", "mask_w": 264, "mask_h": 264}]
</instances>
